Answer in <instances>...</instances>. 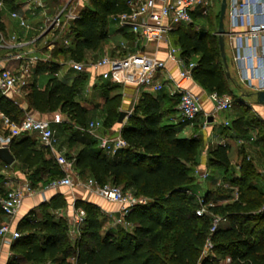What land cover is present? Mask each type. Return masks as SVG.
<instances>
[{
  "label": "trees",
  "instance_id": "trees-1",
  "mask_svg": "<svg viewBox=\"0 0 264 264\" xmlns=\"http://www.w3.org/2000/svg\"><path fill=\"white\" fill-rule=\"evenodd\" d=\"M22 1L0 0V28H3L4 8H16ZM125 9V0H87L77 18L69 20L62 31H53L55 45L51 57L67 56L83 61L89 50L101 48L108 37L109 23H116L113 15ZM218 18L219 14L209 11L202 18L199 30H190L193 23L181 24L171 34L179 45L181 56L186 61L196 62L193 79L208 93L231 95L232 78L226 75L218 38L212 34V29H217ZM195 21L198 18L194 16ZM129 34L128 39H133L134 35ZM65 40L69 41L68 46ZM57 69V64L40 62L35 72L50 71L46 85L40 88L34 77L23 101L40 112L61 111L75 130L77 126L84 127L87 108L76 96L88 82L89 75L82 73L66 80L53 75ZM97 85L104 98L102 127L111 128L118 122L122 104V93L111 92L120 84L101 79L93 87ZM235 98L238 100L233 99L228 110L235 109L236 105L241 108L243 103L238 95ZM177 102L178 99L166 89L143 90L120 129L127 142L124 148L110 158L99 140L92 138L81 142L73 156L67 155L74 158V167L80 176L92 177L100 185L110 182L124 190L131 189L135 197L144 200L125 214L128 226L106 228V217L99 207L79 199L75 204L85 209L86 217L79 236L71 240L67 220L48 210L65 206L64 196L56 194L39 205L41 217L31 212L18 222L21 235L11 242L13 254L6 264H264V211L260 210L264 204V191L255 183L259 175L255 164L242 155L240 172L232 174L229 143L212 144L207 148L206 166L219 170L212 180L220 176L223 181L215 193L227 200L209 207L210 212L224 219L210 234V214H196L199 204L195 192L199 178L193 175V168L199 164L202 132L182 134L189 124L181 120ZM242 109L240 115L227 119L229 124L220 123L216 130L225 136L249 141L250 136H255L251 132L255 118L245 116V109ZM0 111L14 120H19L24 113L22 107L1 93ZM199 116L191 126L195 131H198ZM73 133L69 137L70 144L75 141ZM253 141H257V136ZM258 141L264 143V134ZM9 149L15 160L30 169L28 178L32 183L41 179V172L46 168L51 170L53 177L62 174L57 162L46 158L47 149L36 146L32 132L14 138ZM0 165L6 164L0 160ZM51 180L49 177L43 183ZM2 181L0 174V197L6 193ZM226 184L237 186V198L231 187L223 188ZM212 194L214 191L205 190L203 197L207 200ZM208 237L213 244L212 253L203 255ZM70 256L75 257L74 263L68 260ZM227 257L229 261L225 260Z\"/></svg>",
  "mask_w": 264,
  "mask_h": 264
},
{
  "label": "built area",
  "instance_id": "built-area-1",
  "mask_svg": "<svg viewBox=\"0 0 264 264\" xmlns=\"http://www.w3.org/2000/svg\"><path fill=\"white\" fill-rule=\"evenodd\" d=\"M23 2L28 5V8L33 6L42 9L44 20L42 31L51 29L62 31L69 20L78 17V11L66 10L65 6L58 13L48 15L47 0H23ZM125 4L126 9L114 14L113 19L120 27L126 28L134 35L133 51L123 56L103 55L95 60H89L88 63L70 58L64 64L76 74L91 71L94 78L98 76L109 79L113 83L135 84L150 91L166 89L171 96L178 99L177 109L181 120L187 121L192 126L195 118L205 111L202 96L187 83L194 80L192 70L196 62L186 61L181 56L179 47L172 44L170 36L177 26L194 23L195 14L204 16L208 14L212 8L211 0H125ZM10 16L16 19L20 26L29 28L30 25L25 17L15 9L10 11ZM225 18L228 21L225 38H228V44L233 50L232 61L237 67L239 82L253 92L264 90V0H233L229 9L227 3ZM140 41L155 43L156 52L160 45H165L166 58L159 57L156 52L143 51ZM53 46L52 42L48 43V51ZM127 47V42H121V48ZM168 60L177 66V76L167 70ZM40 62H51L49 52L40 51L33 41L23 39L16 33H7L4 28H0V93L24 110L19 120H14L0 111V148H9L13 139L24 132H36L45 147H52L56 141L55 130L51 126L52 119L46 112L28 107L23 101L27 86L33 81ZM104 67L106 69L100 71ZM47 72L50 71L47 70ZM53 75L58 76V70L54 71ZM93 81L91 80L89 84L92 85ZM207 96L212 103L210 114L214 119L218 113L230 109L233 105V98L229 94L211 92ZM132 111L133 106L128 109L125 119ZM210 114L205 112V118H208ZM206 123L208 122L205 120ZM223 123L227 125L229 121L226 119ZM101 126L100 120H94L89 122L85 129L99 140L100 146L106 153L115 154L127 145L120 131L113 135L102 134L97 131ZM254 138L255 136H250L249 141H253ZM239 141L244 142L243 139ZM55 161L62 174L52 181L50 186H64L70 189L82 186L98 196L119 204L118 216L107 213L110 226H128L129 223L124 219L125 214L135 204L144 202L142 198L135 197L120 185L110 182L100 185L92 177L84 181L76 179L74 158L58 153L55 155ZM193 175L205 180L210 174L207 168L197 165L193 168ZM5 184L7 189L5 195L0 197V208L3 214L11 219L21 206L24 196L27 193H33L34 188L28 181L19 185L8 179L5 180ZM231 188L234 198H237V186H231ZM196 198L199 204L196 214L202 216L209 213L211 216L209 227L211 234L223 217L209 211V207L215 203L208 202L203 196H196ZM75 202V200L72 202L67 221L68 235L73 240L79 236L86 217L85 209L77 206ZM260 210L264 211V204ZM20 235V231L12 225L10 220L0 224L1 244H11ZM212 246V241L208 237L202 254L212 253ZM225 260L229 261L230 258L227 257Z\"/></svg>",
  "mask_w": 264,
  "mask_h": 264
},
{
  "label": "crops",
  "instance_id": "crops-1",
  "mask_svg": "<svg viewBox=\"0 0 264 264\" xmlns=\"http://www.w3.org/2000/svg\"><path fill=\"white\" fill-rule=\"evenodd\" d=\"M218 1L220 2L221 0H218ZM232 1L233 0H227L228 9H229V6H230ZM86 2H87V0H78V2H77V5L79 6L78 9L80 10V8ZM47 6H48L47 7L48 15H52V12H54V11H52L53 10L52 8H54L55 6H56L55 12L53 14L58 13L64 6L66 7L65 8L66 10H73V9L76 10V6H73V8L69 7L68 1L66 3H63V1L61 2L60 0H47ZM14 9L16 11H18V13H20L22 16L25 17V19L27 20V22L30 25L29 28H24V27L20 26L18 24V21L10 16V11H12ZM78 9L76 11H79ZM219 10H220V4H219L218 11L214 10L213 4H212V8L210 10L211 12H213L214 14H219ZM195 17L198 18V21H195L193 23V27L195 30L196 29L199 30L200 26L203 24L202 18L205 16L200 15V14H195ZM2 20H3V28L5 29V31L7 33H16L19 37H21L23 39H26L30 42L33 41L36 48L40 49V51L49 52L51 63L58 65L57 70L59 72V75H58L59 77L64 78L66 80H71L72 78L80 75V74H76L73 71H71L64 64L65 61H68L70 59L69 57H67V56H65L64 58H52L51 57L50 52L53 48L48 51L47 44L52 42L55 45L54 38L52 37L54 35L53 31L55 29H51L49 31H42L41 30V27H42L43 21H44L43 20V12H42L41 8H37V7L34 8L33 6L28 8V5L22 1L16 8H13V9H10L7 7L4 8ZM225 29H228V21H227V27L225 26ZM242 29L243 28H241V30ZM129 33L130 32H128L126 28L120 27L117 24V22L116 23L115 22L109 23V25H108V37L106 38V40L101 45V48L99 50L95 51L96 53L99 52L100 54L92 60L100 58L103 55L123 56L122 55L123 53H129V52L133 51L132 50L133 49V47H132V40L133 39L129 40L127 37L128 35H130ZM170 38H171L172 44L179 47V45L173 39L172 34H171ZM225 40H226L225 43L227 44V46H225L226 52H229L231 54V61H232L233 50L228 44V38L227 37L225 38ZM65 41H67V43L65 42V44L68 46L69 41L68 40H65ZM124 41L128 43L127 48H121V42H124ZM140 43H141L140 47L143 51H145L147 53H155L156 52V44L155 43L145 42V41H140ZM160 46L161 47L159 48V50H157L156 54L161 58H166V46L165 45H160ZM90 51H93V50H89L88 52H90ZM166 65H167V70L169 72H171L172 75L177 76L178 69H177V66L175 65V63L172 62L171 60H168ZM234 66H235V64H234ZM105 69H106L105 67L101 68L100 71L105 70ZM235 69H236V73H237V67L236 66H235ZM85 73H87L89 75V80L85 84V86H83L80 89V91L78 92V97H77L78 101L80 102V97H84V95H86L88 92H94V91H97V93L99 94V99H100L99 102H95L93 104L81 103L87 108L86 125L84 127L77 126L76 130H75V128H71L69 126V125H71V126L75 127L73 124H69V122H67L66 116L61 111L56 110V111L47 113L48 117H50L52 119L51 126L55 130V136H56V141L53 143L52 147H45L43 145V143L41 142V139L37 135V133L32 132L34 139L36 141V146L38 148L47 149V153L45 156H46V158H52L53 161H55V155L58 153L65 154L66 156L67 155L73 156L75 154V152L81 147V142L90 140L92 138H96L94 135H92L91 133L86 131L85 127L91 121H94V120L102 121V120H104V117H105L104 98L101 96L98 85L96 87H93L95 84L99 83L102 78L98 77V76L96 78H94V75L91 71H88ZM98 73H99V71H98ZM48 74L49 73L47 72V70L44 72H35L34 77H36L35 80H37L38 86L40 88L45 87ZM230 76L232 78L231 73H230ZM237 78H238V74H237ZM91 80H94L93 81L94 83L92 85L89 84L91 82ZM231 81H232V79H231ZM238 82H239V79H238ZM187 83H188V85L192 86V88L195 92L199 93L202 96L204 108H206L207 105L209 106V108H212V103L208 99V96H207L208 92H206L195 80L188 81ZM240 84L243 85L242 83H240ZM240 84L239 85L237 84L236 87L239 88ZM230 85H231V82H230ZM231 88H232V86H231ZM118 89L122 90V92H121L122 93V104H121L120 110H124V111H128V109L131 108L137 102L141 92L144 90L142 87L137 86L135 84H120V87ZM118 89L112 91L111 93L113 94L116 92H120V91H118ZM249 91H250L249 94L252 95L253 91H251V90H249ZM233 93H235V92L233 91ZM243 98L245 99V97H243ZM81 99H84V98H81ZM231 111L235 113V116H233V117L240 115L239 109L224 110L222 112H231ZM222 116H225V114L222 113ZM216 117L214 119L215 123L220 124L221 121L216 120ZM125 121L126 120H124V122ZM123 124L124 123H118L117 122L116 125H114L113 127L110 128L112 130V132L106 131V129L102 126L99 129H97V131L102 133V134H112L113 135V134L120 131ZM188 128L186 130L190 131L191 127L188 126ZM211 130L212 131H209L207 134V138L210 139V142L212 144L227 142L231 146L230 151L233 153L235 152V154H237V152L235 150L237 149L239 143H240V145L243 144V142L237 141V140L243 139L244 143L247 141L245 138H240V137H235V136L230 137L231 135L225 136V135L219 133L216 129H211ZM73 131H74L73 134H74L75 141L70 144L69 137H70V135H72L71 133ZM59 135L62 136L63 140H60ZM251 142H253V141H251ZM251 146L253 149H256V151L255 152L253 151V153H252V155H253L252 161L255 164V166H257L258 165V163H257L258 158H262L264 156V143L262 141H258L256 146L250 145L249 147H251ZM205 150H207V149H205ZM243 150L248 153L249 148L247 146H245V147L243 146ZM243 150H240V152ZM241 153H240V156H242ZM256 154H257V156H256ZM107 156L112 158L114 155L111 153H107ZM204 157H207V151L202 153L201 161L203 159H206ZM239 158H241V157H239ZM4 167L8 168L10 170L11 176H9V177H12V179L14 180L13 182L15 184L22 185L25 181H28V182H30L31 186L34 188V192L33 193H27L24 196V199H23L21 206L18 208V210L16 211V213L14 214V216L11 219L8 218L3 213L0 214V224L6 220H10L12 222V225L14 227H17L18 222L24 216L29 215L31 212H34L36 217H38V218L41 217V211L39 209V205L45 201H49L56 194H62L66 200V204H65V206H63L61 208H58L55 210L52 208H49L48 210L52 214H55L57 217L65 218L67 221H68V215L71 212L72 202L74 200L76 201L79 199L84 200V201H89V202L96 204L99 207L100 211L105 215L107 220H108V216H107L108 212L113 216L119 215V207L120 206L118 203L111 202V201H109V200H107L101 196H98V195L88 191L87 189L83 188L82 186H77V187L72 188V189H70L68 187H64V186H57V187L50 186V183L59 177H53L51 175V170H49L48 168L44 169L41 172V179L39 181H37L36 183H32L31 180L28 178V175L31 172L30 169H28L27 166L22 164L21 162L14 160L11 164L4 165ZM257 170L259 172V175L257 176L255 183L259 189L264 191V179L262 177L263 172H262V170H260L258 168H257ZM49 177L52 178V180L49 183H43V180H45ZM217 180L221 181L220 179H217ZM259 183H262L263 187H260ZM128 191H131V189H129ZM225 201H227V200H225ZM108 227H113V226H108ZM116 227L117 226H115V228ZM71 240H73V239H71ZM0 244H1V240H0ZM10 246H11V244H4V243L1 244L0 264H6L9 257L13 254ZM68 260L71 261L72 263H74L75 257L70 256L68 258Z\"/></svg>",
  "mask_w": 264,
  "mask_h": 264
},
{
  "label": "rangeland",
  "instance_id": "rangeland-1",
  "mask_svg": "<svg viewBox=\"0 0 264 264\" xmlns=\"http://www.w3.org/2000/svg\"><path fill=\"white\" fill-rule=\"evenodd\" d=\"M61 2L63 1V3H66L67 1L69 2V7L73 8V6H76V10L79 8V6L77 5V2L78 0H60ZM211 3L213 4V8L215 11H218L219 9V4L220 2L218 0H211ZM56 7V6H55ZM55 7L52 8L55 12ZM74 10V9H73ZM79 10V9H78ZM52 12V15L53 13ZM115 21V20H114ZM224 23H225V26L227 27V19L225 18L224 20ZM201 27V26H200ZM193 27H191V31L193 32ZM197 30V29H196ZM212 34L215 35L217 37V29L213 28L212 29ZM54 39H55V34L52 36ZM218 38V37H217ZM100 53H96L95 51H90L86 54V57L83 59V61L85 63H88L89 60H92L94 58H96ZM226 55H227V61H228V65H229V71L230 73L232 74V81H231V86H232V89L233 91L236 93H233L231 94V97L234 99V100H238L237 98H235V95L240 98L241 102L243 103L241 108H239L237 105L235 106V109H239L240 111H242L244 108L245 109V116H251L253 118H255V127L253 129H251V132L252 134L254 133L255 136H257V141H247L243 144L238 145L237 149L235 150L237 152V154H235V152H231L230 151V163H231V169L230 171H232V174H237L240 172V169H239V161H240V158L239 157H242L240 156V150H243V146H247L249 148L248 150V153L246 151L243 150V154L241 153V155L245 156L246 157V160L248 161H252V153L253 151L255 152L256 149H253L252 146L249 147L250 145H257L258 143V140H259V137L261 135L264 134V104H260L256 101V98H255V95H250V91L249 89L245 88L243 85H241L239 82H238V78H237V73H236V69H235V66L233 64V62L231 61V54L229 52H226ZM239 85V88L236 87V85ZM118 91L122 92L121 89H118ZM78 97V96H76ZM245 97V99L243 98ZM81 98H84V99H81ZM239 100V101H240ZM100 99H99V94L97 93V91H94V92H88L86 95H84V97H80V102L83 103V104H93L95 102H99ZM234 109V110H235ZM205 112H208L209 114L212 113L211 111V108H209V106L207 105L206 108H205V111L202 112L198 118V131H195L196 129L195 128H192L191 126V130L188 131L186 130L188 128L189 125L186 126V128L184 129V131L182 132V134H185V135H190V134H196L199 132V130L202 132V150L200 152V157H199V164L198 166H201V167H205L207 168L210 176L206 179V180H197L198 181V189L197 191L195 192V196H203V193H205V190H211V191H214V194H212L208 199L207 201H211L215 204H222L224 202H226V198H222V197H219L217 193H215L217 191V189L219 187H221V182L223 181H218V180H212V177H215V176H218V169L215 168L214 166H206V159L207 157H204L206 159H203L201 161V156H202V153L206 152L207 149L210 145H212V143L210 142V139L207 138V134L209 131H212L211 129H216V127L219 125V123H215V121L213 123H206L205 124V120L207 122V118H205ZM222 113L225 114V116H222ZM211 115V114H210ZM218 116L216 117V120L218 121H221V123H223V121L225 119H230L232 118L233 116H235V113L234 112H220L217 114ZM260 118V119H259ZM126 120V119H125ZM261 120V121H260ZM117 123H115L116 125ZM106 131L108 132H112V130L110 128H105ZM189 129V128H188ZM259 132V133H258ZM60 137V140H63L62 136L59 135ZM230 137H233L232 135ZM207 138V139H206ZM239 141V140H237ZM252 144H251V143ZM257 156V154H256ZM257 163L258 165L256 166V168L262 170V174H263V179H264V156L262 158H258L257 160ZM0 174L2 175L3 177V181H2V185L5 187V189H7V185L5 184V180H13L12 177H9L11 176V172L8 168H5L4 166H1L0 165ZM74 177H77L76 179L80 180V181H84V177L85 175H79L78 172L76 171L75 172V176ZM217 179H220L221 180V177H216ZM5 179V180H4ZM14 181V180H13ZM223 186V185H222ZM259 186L260 187H263L262 183H259ZM228 188V187H231V186H228L227 184L224 185L223 188ZM233 190V189H232ZM233 192V191H232ZM231 192V193H232ZM224 193V192H223ZM105 226L108 227L110 226V221H108L107 219L105 220ZM33 264V263H32ZM35 264V263H34Z\"/></svg>",
  "mask_w": 264,
  "mask_h": 264
},
{
  "label": "water",
  "instance_id": "water-1",
  "mask_svg": "<svg viewBox=\"0 0 264 264\" xmlns=\"http://www.w3.org/2000/svg\"><path fill=\"white\" fill-rule=\"evenodd\" d=\"M226 6H227V0H221L220 1V10H219V18H218V24H217V37H218V43H219V49L221 58L224 64L226 75L230 76L229 71V65L227 61V55H226V43H225V16H226ZM255 95L256 101L260 104H264V90H258L256 92L252 93ZM127 116V111L120 110L119 116H118V123H124L125 117ZM208 123L214 122V117L212 115H209L207 118ZM0 160L3 161L6 164H11L15 157L10 151L8 147H1L0 148Z\"/></svg>",
  "mask_w": 264,
  "mask_h": 264
}]
</instances>
